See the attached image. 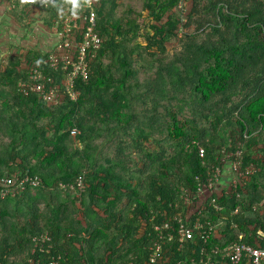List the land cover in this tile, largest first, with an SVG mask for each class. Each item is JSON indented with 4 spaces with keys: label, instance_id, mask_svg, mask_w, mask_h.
Masks as SVG:
<instances>
[{
    "label": "trees",
    "instance_id": "obj_1",
    "mask_svg": "<svg viewBox=\"0 0 264 264\" xmlns=\"http://www.w3.org/2000/svg\"><path fill=\"white\" fill-rule=\"evenodd\" d=\"M8 1L10 12L20 8L19 0ZM66 1L73 2L38 0L48 27L62 26L58 21ZM91 1L103 41L89 79L76 80V100L63 96L53 106L36 94L20 93L18 84L28 76V68L50 52L28 50L0 68V181L14 174L40 179L38 186L21 188L17 181L9 195H0V264H28L32 257L48 264L58 255L59 264H204L209 258V264H221L231 243L256 246L258 232H264V217L253 209L264 197V145L261 157L253 151L264 143V3L209 0L205 17L194 21V33L181 36L183 51L170 61L158 59L151 81L140 83L134 64L140 63L142 51L164 53L166 44L179 38L182 21L175 11L182 0H143V13L134 18L117 16L118 0ZM196 5L197 0L189 19L200 14ZM81 21L76 18L71 26ZM139 37L146 45H129ZM105 58L110 63L104 65ZM260 67L261 76H254ZM45 68L61 84L64 71ZM239 84L244 98L225 111ZM171 100L196 102L201 108L191 109L192 120L182 119ZM139 104L144 109L138 111ZM161 120L167 124L166 140L176 141L171 157L165 140L152 137L160 132ZM222 121L232 130L222 129L218 143ZM114 137L131 139L139 159H131L121 146L113 155H104L103 144L96 141ZM77 142L83 144L81 149L72 145ZM239 146L242 169L253 164L258 171L237 190L210 195L190 219L214 226L225 223L220 236L213 233L207 243L198 234L184 243L177 238L165 241L156 261L150 262L158 235L154 227L185 214L184 190L196 194L208 184L213 169L222 166L221 159ZM79 176L86 185L81 195L60 188L61 183L75 184ZM175 230L171 222L161 233ZM43 232L49 233L53 248L50 254L32 256V238ZM240 264L251 263L244 256Z\"/></svg>",
    "mask_w": 264,
    "mask_h": 264
},
{
    "label": "built area",
    "instance_id": "obj_2",
    "mask_svg": "<svg viewBox=\"0 0 264 264\" xmlns=\"http://www.w3.org/2000/svg\"><path fill=\"white\" fill-rule=\"evenodd\" d=\"M74 2L75 3H71L69 6V11L65 19L61 21L62 26L57 27L56 45L53 51L42 61H38L36 65L34 64L28 68V76L24 77L18 84L20 93L25 96L36 94L48 105L55 106L60 104L63 96L71 100H76L78 98L79 91L75 89L76 80L78 78H81L84 81L89 79L91 64L102 46L103 39L97 32V18L93 2L91 0H75ZM79 17H82V24L76 26L77 28H73L71 24ZM45 67L54 71L60 69L64 71V78L61 81V84L57 82L54 77L45 73ZM73 133H77V130H74ZM199 150L200 156L204 157L203 148H200ZM242 155L243 151L239 146L235 153H229L226 155V158L221 159V162L223 163L222 166L213 169L212 177H209L208 184L200 187L196 194L184 190L182 199L183 203L187 206V212L185 214L178 213L172 218L171 222H175V234L161 233L162 230L170 229V221H165L163 226L154 227L158 232V235L157 240L154 241L152 246V254L149 257L150 262L154 263L159 256L161 246L174 238H177L179 243H184L193 239L194 236L198 234L200 239L207 243L210 236L216 232V227L221 223L214 226L210 222L204 223L199 219L191 223V215L197 212L200 205H203L210 195L232 191V189H236L238 185L244 186L245 179H249L256 171H258V168L253 164L242 169ZM225 164H230L232 172L236 177L233 180V184L231 183L232 186H230L229 189L217 192L215 189L216 183L220 180L223 174V167ZM19 177V174H14L0 181L1 197L9 195L12 191V187L17 181H19L16 185L18 188H21L28 183L33 186H38L40 183V179L32 180L29 177L19 179ZM76 181L75 184L61 183L60 188L81 195L86 188L84 176H79ZM212 204L217 211L221 210V207L216 203V199H212ZM194 207L196 209H194ZM253 209H264V197L260 204L255 205ZM237 212L238 209L235 210L234 214ZM235 227H237V225H235ZM238 238L239 240H242L243 234L239 233ZM257 239L258 243L256 246L242 242L231 243L224 250L222 256L226 261L225 264H240L244 256L249 259L251 264H264V232H258ZM51 241L52 239L48 232H43L40 235L34 236L32 238L33 248L31 250V255L34 256L37 253L50 254V250L53 248ZM217 252V249L212 250L213 254H217ZM202 253H204V250ZM61 259V255L56 257L51 256L48 264H59ZM209 261L210 258L205 262L203 261V263L209 264ZM27 263L42 264V261L40 258L36 260L32 257L28 259Z\"/></svg>",
    "mask_w": 264,
    "mask_h": 264
},
{
    "label": "rangeland",
    "instance_id": "obj_3",
    "mask_svg": "<svg viewBox=\"0 0 264 264\" xmlns=\"http://www.w3.org/2000/svg\"><path fill=\"white\" fill-rule=\"evenodd\" d=\"M37 1V0H36ZM75 0H73V2L71 3H75ZM209 0H197V5L196 8L198 9V11L200 12V14L197 16H195V18L193 19H189V15H190V11L192 9L193 4H195V0H182V2L180 3L179 7L176 9V13L179 15L181 21H182V25L180 26V29L178 31V39H173L172 41L168 42L166 44V50L164 53H160L158 50H156L155 48H152L151 50H145L142 51V54L144 55L141 60L140 63L137 61L134 64V67L136 68V70L138 71V75H137V80L140 83H146L151 81V79L153 78V75L155 73L156 70V66L158 64L157 60L158 59H163L166 61H170L172 59H174L175 55H179L182 51H183V44L181 41H179L181 39V36L184 33L187 34H192L194 33V31L196 30L197 27V23L194 22L196 21L195 19H201V17H205V6L208 5ZM264 3V0H260ZM20 2V9L24 6L25 3H27V0H19ZM12 3V1H5V0H0V68L4 69V67L8 64V62L13 59L16 56H21L23 57L25 55V53L27 52L24 47H22L19 44V41L15 40L14 43L11 40H8V38L6 36L10 35L11 37L13 35L16 36L17 34V27H14L10 21H12V17L10 15V4ZM119 3V7L117 9V16L118 17H135L136 13H143V0H118ZM71 4L68 3L67 1L62 5V9L63 12L60 15L59 18V23L61 24V21L63 19H65L68 11H69V6ZM25 19V17H23ZM40 14L39 12L36 10V14L34 15V25H31V27H35L37 29H34L33 31H30V35H37V36H41V35H47L46 38H50L56 41V33H57V26L52 27H48L46 25L43 24L42 20H39ZM187 22H189L190 24L188 25V27H185L184 25L187 24ZM77 28V27H76ZM76 30V29H75ZM204 31H209L208 28H206ZM143 32V31H142ZM41 34V35H40ZM205 37V32L201 33V36L199 37V41L201 40V38ZM39 39L36 38L32 41V47L34 44L38 43L39 44ZM54 41V42H55ZM48 42L50 43V40L48 41H42V43ZM135 42L140 43L142 45H146V43L143 41V37H139L137 40H135L134 42H131L129 45L132 46L135 44ZM17 46L18 49H12L10 51L11 46ZM9 46V47H8ZM53 48L48 52H52ZM150 53H152V55H150ZM110 63V58H105L103 60V64L106 65ZM152 66V67H151ZM151 67V68H150ZM261 70L262 67L258 68L255 71V74H253L254 76H261ZM249 80H253V76L248 78ZM251 80V81H252ZM134 82V81H133ZM132 82V83H133ZM242 88V84L238 85V90H237V94L232 96L231 99L226 102L225 105V111H227L230 107L234 106L235 104H238L242 101V99L244 98V94L245 92L240 91V89ZM187 91L189 90L188 88L186 89ZM183 98V96H182ZM145 100V99H144ZM215 100H220V98H216ZM146 101V100H145ZM171 103L173 104V108L175 111L178 110V107L181 109V115H182V119H187V120H192V118H194V112L191 110L192 108H194L195 110H199L201 107L198 106V104L196 102H192L189 101V104H184V103H180V101L177 100H171ZM136 109L138 111H140L141 109H144L142 104H139ZM221 113L223 112V110L220 111ZM220 113V114H221ZM232 121L235 120L234 116H231L230 118ZM159 128H160V132L154 133L152 135V137H154L153 139H160V140H165L164 143L166 146H168V157H171L173 155V150H172V146L175 144L176 141H174V139L171 140V138L169 140L168 139V133L166 131V127L167 124H165L164 121H160L159 123ZM208 124V123H207ZM222 129L224 130H232L231 128L225 126V121H222L221 123H219V130H217L216 132V141L219 143L222 138H223V134L221 133ZM161 130H163V133L161 132ZM262 137L264 139V134H262ZM230 139V138H229ZM119 140H126L125 142L127 144H118ZM96 143L98 145L103 144V152L104 155L107 154H114V149L117 148L116 146H121L124 150V152L126 154H130V158L133 160H138L139 159V150L136 149L134 147L133 144H131V139H124V138H116L114 137L112 140H105L102 138H99ZM73 146H76L77 148L81 149L83 147V144L80 143H73ZM263 144H259L258 146H253V151L256 154L255 156L257 157H261V154H263L261 152L262 146ZM134 148H133V147ZM233 184V183H232ZM229 186V185H227ZM232 186V185H231ZM230 187V186H229ZM229 189V188H228ZM218 190H221L218 188ZM225 190V189H224ZM225 228V223H221L216 227V230L219 232L221 230H224Z\"/></svg>",
    "mask_w": 264,
    "mask_h": 264
},
{
    "label": "crops",
    "instance_id": "obj_4",
    "mask_svg": "<svg viewBox=\"0 0 264 264\" xmlns=\"http://www.w3.org/2000/svg\"><path fill=\"white\" fill-rule=\"evenodd\" d=\"M37 2H38V0L37 1L36 0H27V3H25L21 9L19 8L17 11L10 12V15L12 17V21H10V22L14 27H17L16 28L17 34H16V36L13 35L11 37L10 35H8L6 37L8 38V40H11L13 43L15 40L19 41V44L22 47H24L25 49H27L26 51L34 50V51L42 52L43 54H45L47 51L51 50L52 48L53 49L55 48L56 41L53 39H50L49 37L46 38L47 35H45V36L41 35V34H40L41 36L30 35L29 30L33 31L34 29H37L35 27H31V25L35 24L34 15L36 14V10L39 12L40 17H41L39 20L43 21L42 12L36 6ZM10 11H11V7H10ZM23 17H25V19ZM43 24L46 25L44 22H43ZM36 38L39 39V41H38L39 44L36 43L32 47L31 43ZM48 40H50V43H48V42L42 43V41L44 42V41H48ZM12 49H18V47L12 45L10 48V51ZM235 177H236V175L232 172L230 164H225L223 167V174H222L220 180L216 183V187H215L216 191L220 192L224 189L226 190V189L230 188L229 186H231V183H233V180L235 179ZM227 185H229V186H227ZM218 188L221 190H218ZM259 214H260V217H264V209L260 210ZM215 235L217 237H219L220 233L216 230ZM223 260H225V259H223ZM225 263H226V261H224L221 264H225Z\"/></svg>",
    "mask_w": 264,
    "mask_h": 264
}]
</instances>
